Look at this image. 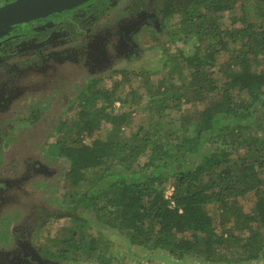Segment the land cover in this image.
I'll return each mask as SVG.
<instances>
[{
	"label": "trees",
	"instance_id": "obj_1",
	"mask_svg": "<svg viewBox=\"0 0 264 264\" xmlns=\"http://www.w3.org/2000/svg\"><path fill=\"white\" fill-rule=\"evenodd\" d=\"M238 1L240 24L222 30L218 16L234 11ZM158 3L162 20L180 14L169 34L207 32L216 40L180 54L187 74L169 72L170 83L145 89L146 107L158 119L140 124L127 139L123 132L132 118L123 106L137 103L138 92L130 100L115 97L121 80L112 88L92 82L80 92L73 118L44 143L47 157L67 163L55 214L65 223L49 244L38 245L49 259H74L81 251L94 258L104 231L127 246L159 250L176 261L264 259V0ZM222 51L228 59L212 70ZM147 79L144 74V86ZM116 99L122 109L113 107ZM185 103L195 108L183 109ZM101 122L111 126L110 134L84 141ZM33 139H24L23 148ZM210 205L218 210L220 233L205 211ZM92 226L100 233L89 232ZM101 253L96 263L108 264Z\"/></svg>",
	"mask_w": 264,
	"mask_h": 264
},
{
	"label": "rangeland",
	"instance_id": "obj_2",
	"mask_svg": "<svg viewBox=\"0 0 264 264\" xmlns=\"http://www.w3.org/2000/svg\"><path fill=\"white\" fill-rule=\"evenodd\" d=\"M134 5L136 7L131 8L132 10L123 9L127 12H114L116 15H113L116 18L115 21L129 16V19L135 21L137 25L132 37L133 43L129 45L125 54L114 55L111 49H106V56L110 54L114 56H108L98 65L95 60L91 59L88 52L76 47L69 53H56L59 56L65 55V57L62 59L49 58L47 61L49 65L43 69L39 67L34 70L33 66L31 68L27 66L24 70H27V76L32 71L29 74L32 80L31 78L28 81L25 80V87L21 86L20 79L17 82L12 80L14 84L12 87L17 89V96L12 99L11 106L13 107L10 106L7 111L0 113V177L12 180L18 178V181L13 186L11 194H8L10 191L7 192V190L4 192L7 199L0 209V235L2 237L0 248L11 244L13 227L21 226L24 222L35 226L32 240L38 245L49 244L48 239L55 236L65 223L64 218L57 219L55 214L62 203L60 196L63 189L60 178L67 163L64 158L47 157L44 143L52 141L60 125L73 118L81 91H85V88L92 82L96 88H112L116 80H121L115 91V97H126L130 100L131 93L138 92V96L137 94L135 96L137 103L132 102L123 106L130 111L132 118V125L126 127L123 132L127 139L140 124L155 123L158 119L146 107L148 98L145 89L158 83H170L172 78L169 77V72H175L176 77L181 73L187 74V67L180 54L185 52L183 55H190L196 45L205 46L216 40L211 38V34L207 32L199 37L183 34L171 35L169 32L178 26L180 14L162 20L158 14L155 15L154 10L158 9L155 0H135ZM239 5L240 1L237 2L234 11H225L218 16L219 27L222 30L240 24L237 20L242 14V11L238 9ZM234 16L236 18H233ZM30 52L16 56L15 62H23L32 58L33 55ZM173 57L178 58L173 61ZM227 59V53L222 51L217 56V67H211V69L217 70L219 64ZM40 64L42 65L38 60V65ZM15 70L19 71V68L16 67ZM24 70L22 71L26 75ZM144 74L149 78L145 86ZM7 81L10 82V80ZM32 99L35 102L32 108L33 115L27 112L30 110L29 104H25V100L32 101ZM113 107L116 110L122 109L120 100L116 99ZM182 108L194 109L195 104L185 103ZM110 132L111 126L106 122H101L100 128L94 132L93 136L85 137L84 141L89 142L95 137H106ZM32 137L35 140L33 139L32 143L26 144L27 146L23 148L24 139L31 141ZM11 159L15 160L12 161L15 162L14 164L10 162ZM13 166L18 170L17 175L11 171ZM25 174L29 176L21 179L20 176ZM167 184L166 194L169 195L172 192V185ZM247 201L243 199L246 209L249 206V201L246 203ZM205 211L215 231L222 232L224 227L221 226L216 205L207 206ZM228 225L230 223L226 224ZM89 232L96 235L100 233L95 226L90 227ZM104 237L105 241L102 240L100 243V249L104 253V255L101 253L102 256L108 258L106 260L108 264H199V260L176 261L159 250L135 245L127 246L122 238L111 235L110 231H104ZM101 251L98 253L100 254ZM98 253H95L93 258L86 256V253L82 251L74 252L72 255L74 259L56 260L59 264H97L95 259ZM246 264H264V259L250 261Z\"/></svg>",
	"mask_w": 264,
	"mask_h": 264
},
{
	"label": "flooded vegetation",
	"instance_id": "obj_3",
	"mask_svg": "<svg viewBox=\"0 0 264 264\" xmlns=\"http://www.w3.org/2000/svg\"><path fill=\"white\" fill-rule=\"evenodd\" d=\"M5 1L11 0H0V3ZM134 2L135 0H89L71 9L16 24L14 31L11 30L0 38V113L7 111L13 104L12 99L17 96V89L12 87L14 85L12 80L17 82L20 79L21 86L25 87V80L28 81L32 77L29 76L32 71L27 76V70H24L27 66L28 68L33 66L34 70L39 67L43 69L49 65L47 63L49 58L65 57L56 53H69L76 47L88 52L98 65L100 61L102 63L105 58L112 55L106 56V49H111L114 55L125 54L129 45L133 43L132 37L137 25L129 16L115 21L113 15L119 11L123 13L127 12L124 10L133 9L136 7ZM155 2L158 8V0ZM154 11L157 15V10ZM26 52H30L33 57L27 61L15 62L16 56ZM38 60L42 65H38ZM16 67L19 71L15 70ZM14 71L16 73H13ZM25 104H29L30 110L27 112L33 115L32 108L35 104L33 99L25 100ZM18 111L20 112L19 107ZM12 161L15 160H10L14 164ZM11 171L16 175L18 173L14 166L11 167ZM28 176L25 174L20 177L26 179ZM17 181L18 178L12 180L0 177V209L7 199L4 192L7 190L10 191L8 194H11ZM34 227L25 222L21 226L13 227L11 244L0 248V264H59L57 260L45 257L40 252L37 242H33ZM1 239L0 235V241Z\"/></svg>",
	"mask_w": 264,
	"mask_h": 264
},
{
	"label": "water",
	"instance_id": "obj_4",
	"mask_svg": "<svg viewBox=\"0 0 264 264\" xmlns=\"http://www.w3.org/2000/svg\"><path fill=\"white\" fill-rule=\"evenodd\" d=\"M89 0H11L0 3V38L15 25L45 17L83 4Z\"/></svg>",
	"mask_w": 264,
	"mask_h": 264
}]
</instances>
